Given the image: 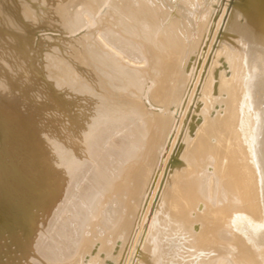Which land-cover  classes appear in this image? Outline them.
Here are the masks:
<instances>
[{
	"label": "bare ground",
	"instance_id": "6f19581e",
	"mask_svg": "<svg viewBox=\"0 0 264 264\" xmlns=\"http://www.w3.org/2000/svg\"><path fill=\"white\" fill-rule=\"evenodd\" d=\"M0 264H264V0H0Z\"/></svg>",
	"mask_w": 264,
	"mask_h": 264
},
{
	"label": "water",
	"instance_id": "95a60500",
	"mask_svg": "<svg viewBox=\"0 0 264 264\" xmlns=\"http://www.w3.org/2000/svg\"><path fill=\"white\" fill-rule=\"evenodd\" d=\"M233 9H234V11H235L237 14L242 15L241 10H239L237 7H234ZM228 22H229V20H228ZM228 22L226 21V22H225V25H224V27H226L227 29L230 28V26L228 25Z\"/></svg>",
	"mask_w": 264,
	"mask_h": 264
},
{
	"label": "rangeland",
	"instance_id": "374dc122",
	"mask_svg": "<svg viewBox=\"0 0 264 264\" xmlns=\"http://www.w3.org/2000/svg\"><path fill=\"white\" fill-rule=\"evenodd\" d=\"M225 78H228L227 80H229V79H230L229 77H225ZM230 80H231V79H230ZM230 80H229V81H230Z\"/></svg>",
	"mask_w": 264,
	"mask_h": 264
}]
</instances>
